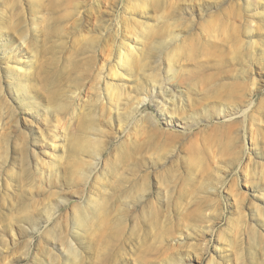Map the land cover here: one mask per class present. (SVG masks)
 <instances>
[{
  "label": "rangeland",
  "instance_id": "1",
  "mask_svg": "<svg viewBox=\"0 0 264 264\" xmlns=\"http://www.w3.org/2000/svg\"><path fill=\"white\" fill-rule=\"evenodd\" d=\"M0 264H264V0H0Z\"/></svg>",
  "mask_w": 264,
  "mask_h": 264
}]
</instances>
